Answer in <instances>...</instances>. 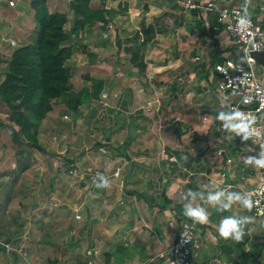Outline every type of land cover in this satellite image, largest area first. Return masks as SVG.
<instances>
[{
    "label": "crops",
    "instance_id": "0c3cea01",
    "mask_svg": "<svg viewBox=\"0 0 264 264\" xmlns=\"http://www.w3.org/2000/svg\"><path fill=\"white\" fill-rule=\"evenodd\" d=\"M10 1L0 0V20L4 16L12 35L23 36V39L16 40L19 46L22 40L36 37L35 11L30 0H14V7L9 5ZM184 1L91 0L92 9L106 10V25H88L77 36L72 35L65 44L72 48L67 67L73 88L54 102L53 110L42 122L40 144L48 155H64L65 151L57 147L59 142H64L65 132L74 122L78 128L75 137L80 141V150L84 152V147L89 148L78 160L75 175L79 172L82 179L84 174L90 176L89 171L94 165L106 168L110 174L118 169L121 172L118 178L111 179L109 186L104 187V193L94 192L92 200L96 202L87 209L93 222V239L87 245H90L89 251L96 252L90 257L93 261L89 260L88 264H102L100 255L103 250V254H109V264H163V260L165 264L162 255L176 242L180 233L179 215L173 217L174 213L179 214L177 212L183 210L179 193L189 188L207 191L204 185L209 181L219 184L218 179L222 187L233 185L234 188L229 190L239 191L236 187L242 183L238 179L246 176L247 169L239 161L248 156L247 152H244L245 155L240 153V149L245 147L220 144L217 151L210 153L202 146L213 124V120L204 121L203 117L215 115V112L228 108L238 99L233 94L221 95L217 92L220 76L214 66L209 67L215 40L201 34L193 21L194 15L185 9ZM71 2L48 0L51 13L68 15L67 31L71 30L74 21ZM227 2L243 10L247 8L249 16L264 20V0ZM211 16L208 15V18ZM157 18H160L159 22ZM143 23L154 24L161 32L152 43L141 49L135 63L132 57L138 42L133 38L142 34ZM167 28L168 31H165ZM216 37L225 61L240 55L239 48L231 42L225 30ZM138 41L142 42V39ZM201 64H206L207 69H201ZM258 69L260 74L264 73V66L259 65ZM211 87L215 89V97ZM99 142L105 146L90 150L89 145ZM126 143L123 154L112 151ZM222 147L225 149L224 157L218 155ZM228 158H233L236 166L228 164ZM58 164L61 166L63 163ZM120 165L121 168L128 165L130 170L124 180ZM222 169L228 171L225 180L221 176ZM30 201H27V206H30ZM34 205L32 209L35 212L42 208L37 203ZM250 211L234 204L228 214L251 215ZM210 212L212 214L214 209ZM1 214L0 211V232L4 235H15L23 230L28 232L30 228L36 230L32 222L26 226L17 224L15 220L10 223ZM217 223L209 221L205 228L198 231L201 244L198 263L227 264L238 251L246 261L240 248L228 255L220 251V245L224 243L236 245L239 242L220 238L216 231ZM253 228L256 225L246 227L250 239L255 238L251 231ZM76 229H73L75 232L69 230L71 241L72 237L76 238V234L81 233V229ZM47 234L38 236L36 243H32L40 246L38 251L41 254L33 253L35 251L27 243L29 246L25 251H18L21 258L13 253V260L10 250L15 249L6 241L12 249L0 245V264H27L32 260L43 262L46 259L51 264H57L60 257H65L63 245L66 239L57 232L61 240L57 235L51 240L61 246L49 247L56 242H52ZM242 241L246 242L247 238ZM118 242L119 245H115ZM94 245L104 246L100 249ZM106 245L111 246L108 252L105 251ZM248 245L246 242L244 250L250 252ZM114 247L115 250H112ZM51 250L54 254L52 258L49 256ZM74 263L82 264L81 260Z\"/></svg>",
    "mask_w": 264,
    "mask_h": 264
},
{
    "label": "rangeland",
    "instance_id": "374dc122",
    "mask_svg": "<svg viewBox=\"0 0 264 264\" xmlns=\"http://www.w3.org/2000/svg\"><path fill=\"white\" fill-rule=\"evenodd\" d=\"M31 1L32 0H30V2ZM227 5L230 4L228 3ZM235 7H239V6H235ZM202 15L208 18V14L202 13ZM98 23L101 24L102 22H97L96 24ZM8 24L5 17L2 16L0 20V33H1L0 57L1 58L5 56H11L13 52L17 48L22 47L24 43L25 44L31 43L32 41L35 40L34 36H30L27 38L26 41L22 40L23 42L20 43L19 46L17 47L9 46L8 40L11 39L18 41V39H23V36L21 37L19 35L18 37L21 38H18L14 34L12 35L11 30L8 28ZM34 31L36 33V29ZM6 64H7L6 62L0 61V84L5 78L4 71L8 68ZM210 90L212 92L213 97H215L214 87H211ZM10 113H11L10 109L4 103L0 102V121H4L6 123L9 122ZM203 113L205 114L207 112H203ZM212 122H213L211 126L212 129L210 128V133L205 137L207 141L205 145H202L203 148L206 150V152L207 150L208 152L210 150L211 151L210 153H214V151H217L218 146L220 145V142L217 140V135L214 136L213 134L214 133L213 130L215 129V126L217 125L218 122L215 120H213ZM76 128L77 127L75 123L72 122L69 130H66L65 132L64 142L63 141H61L62 143L59 142L58 145L59 147H57V149L63 152L65 151V154L62 156H53L51 154L48 155L47 152L46 153L40 152L35 149H32L31 147H28L27 143H29L30 141L23 134L21 135V141L24 144L19 145L18 143H14L12 141L11 132L8 128H3L0 130V132L3 131L2 133H0V181H2V183L0 184V201H1L0 211L2 213L1 217L8 218L7 221L9 222L15 220L17 224L23 223V225L25 226L26 224L32 222L34 224L33 226L34 229H36L33 230L32 228L30 229L28 228L29 229L28 232H26L27 230H23L21 233L18 232L15 233V235H8V234L4 235L3 233L0 232L1 240L4 242L6 241L9 242L10 245H12L11 247L15 249V250H10V254L16 253V255L21 258L19 252H21V250L25 251V249H27V247L29 246L27 245V243H29L30 247L35 251L33 253L36 254L37 252L38 254H41L40 250L38 251L40 246L32 245V243L35 244L37 241V237L38 236L42 237L44 233H48L47 235L49 236L50 240L51 238L53 239V237H56V235L59 238L57 234L58 232L64 235L66 239L65 241L66 244L63 245V247L65 246V252H64L65 257L63 259L62 257L59 256L60 260L59 259L57 260L58 261L57 264H75L74 262L75 261L77 262L79 260H81L82 264H88L89 260L93 261L90 257L95 255L96 252L89 251L90 245H87L93 239V234H91L92 233L91 227L93 225V222H92V218L88 216L87 209L96 202L92 200L93 199L92 197L95 194L94 192L104 193L105 191H104V187L103 188L97 187L94 180L90 176L84 174V178L82 179L79 177V172H77L76 175L74 173L75 171L74 169L77 168L76 164L78 160L81 159V157L85 155L86 152L89 151L88 147L86 148L84 147L85 150L84 152L80 150L81 147L79 143L80 141L76 140L77 138L75 137ZM39 143L41 142L39 141ZM89 146H91L90 150L92 148H96L98 150L100 147L105 146V144L99 142L95 145L91 144ZM111 146L113 145L111 144ZM113 150L119 152L115 148L112 149V151ZM103 155L109 157V155L106 154ZM55 162H57L56 165H54ZM58 162H61L63 164H61L60 166ZM121 166L122 165H120L119 168H121ZM92 167L93 168L90 169V172H92L94 169L107 171L106 168L104 167L101 168L95 165ZM121 170L123 173L122 179L124 180L126 177H128L130 170L128 165H126V168L125 167L121 168ZM126 171L129 172L127 173ZM111 181L112 180H110V182ZM238 181L240 183V178L238 179ZM218 183H219L218 185L222 187L221 186L222 183L220 182L219 179H218ZM198 189L200 188L198 187ZM28 200L32 201L29 202L30 206H27L26 204L28 203L27 202ZM23 203L25 204L23 205ZM34 203L35 204L37 203L38 207H42V208L38 211L36 210L35 212L32 209L35 206ZM54 212H58L59 214L55 215ZM177 213L179 214L174 213L173 217L177 218V215L184 217L183 210ZM21 214H25V217H21ZM77 216H81V217L78 218ZM36 222L37 223L39 222L38 225H36ZM251 224L256 225V228L255 229L253 228V230L251 231L252 233H254L255 236H257V238L250 239V234L248 233L245 234L244 239L247 238L246 242L249 244L248 245L249 249L252 250V245H256L260 247L262 251L261 254L257 255L256 257L254 256V258L250 261H244V259L241 257L240 254L241 251H238L235 253L236 254L235 256H232L230 260L226 262L227 264H264V228H263L264 225L257 219H255V221H253ZM37 226H39L38 228L40 230L37 228ZM65 229L67 230L65 231ZM73 229H76L77 231L81 229L80 230L81 233L80 234L77 233L76 238L75 236L72 237L73 239L71 241L70 231L72 230L75 232V230ZM255 230H257V232H255ZM95 235L96 234H94V237ZM59 240L61 239L59 238ZM52 242H56V241L54 240ZM96 242L98 243V239L96 240ZM71 243L73 245H71ZM53 244L49 245V247L61 246L60 244H57V242ZM115 245H119V242L118 244ZM94 246L101 249L103 248L104 245H94ZM109 246L110 245H106L105 247L106 252L109 251ZM112 250H115V247L112 248ZM51 252L52 250L49 252V256L52 258L54 254ZM101 252L102 254L100 255L101 256L100 262L102 264H109V257H108L109 254L108 255L103 254L105 253L104 250ZM11 256L13 260V257L15 255L13 254ZM37 257L38 255L35 258ZM27 264H51V263L48 262V260L46 259L43 262L39 260H32L31 263H27ZM163 264H164V260H163Z\"/></svg>",
    "mask_w": 264,
    "mask_h": 264
},
{
    "label": "trees",
    "instance_id": "16d2710c",
    "mask_svg": "<svg viewBox=\"0 0 264 264\" xmlns=\"http://www.w3.org/2000/svg\"><path fill=\"white\" fill-rule=\"evenodd\" d=\"M31 7L35 11L37 22L35 40L31 43H24L11 56L0 57V61L6 62L8 66L4 71L5 78L0 84V102L4 103L11 112L9 122L0 121V130L8 128L12 141L19 145L24 144L21 141L23 134L30 141L27 143L28 147L46 153L39 143L40 126L53 110L54 102L73 88L71 73L67 67V62L72 55V48L65 44L72 35L77 36L88 25L97 22L106 25L107 17L105 10L91 8V0H72L71 9L74 13V21L71 30L67 31L66 26L70 22L68 15L62 12L51 13L48 8V0H32ZM190 12L194 15L193 21L196 23L195 26L201 30V34L215 40L216 45L214 51L210 53L209 61V67L214 66L215 70L216 64L225 61L216 37L225 29L218 23L215 14H208L213 17L211 16L207 20L202 17L201 10ZM249 17L258 19L253 16ZM159 20L160 18H157L158 22ZM141 31L142 34L133 38L138 42L132 57V61L135 63L141 49L147 47L150 42L152 43L158 32H161L156 25H146V23L142 24ZM165 31H168V28ZM139 39H142V42H139ZM234 45L236 46V44ZM200 66L201 69H207L206 64ZM127 143L116 147V150L123 154ZM250 212L252 215V211ZM223 214H228V211ZM221 215L214 210L209 221L216 223ZM184 218L186 217L184 216ZM260 222L264 225V220H260ZM205 227L206 224H198V231L200 232ZM245 245V241H240L236 245L224 243L220 245V251L228 255L240 248L243 251L242 256H246V261L262 252L261 248L256 245H252V250L247 252L244 250Z\"/></svg>",
    "mask_w": 264,
    "mask_h": 264
},
{
    "label": "built area",
    "instance_id": "2783aa9c",
    "mask_svg": "<svg viewBox=\"0 0 264 264\" xmlns=\"http://www.w3.org/2000/svg\"><path fill=\"white\" fill-rule=\"evenodd\" d=\"M227 0H186L183 5L186 10H201L202 13L215 14L217 21L224 27L231 41L239 48L240 55L232 57L223 63L216 64L215 71L220 78L217 85V92L221 95L233 94L237 101L231 103L229 107H237L244 111H251L258 116V125L264 127V73L260 74L259 64L252 56L254 52H264V20L249 17L250 23L246 27L238 28L237 13L243 11L241 7L227 5ZM11 7L16 5L14 0L9 2ZM201 13V14H202ZM203 16V15H202ZM206 18V17H205ZM208 20V18H206ZM10 46L17 47L15 40H10ZM247 96L248 102H243ZM151 105H149L150 107ZM213 114L203 117L204 121L214 120ZM225 146L245 147L240 149V153L248 156H257L264 145V136L255 137L252 140L244 141L239 136L226 133L219 127V122L215 126L214 136ZM238 146V147H239ZM225 149L222 147L218 151L220 157H224ZM246 156L239 159L240 163L247 169L246 176L240 179L241 186L236 187L239 191L249 192L255 201L252 216L257 220H264V168H256L245 161ZM228 164L236 163L233 158H228ZM99 174L107 176L110 180L121 175L120 169L114 173L103 170L89 171L90 177L96 181ZM228 171L222 169L221 176L226 178ZM225 182V181H224ZM229 188H234L231 185ZM80 218L81 216H77ZM180 233L176 242L162 255L165 264H199L201 244L198 239V224H194L190 219L179 216ZM0 245L11 249L8 243L0 239Z\"/></svg>",
    "mask_w": 264,
    "mask_h": 264
},
{
    "label": "clouds",
    "instance_id": "9594fccd",
    "mask_svg": "<svg viewBox=\"0 0 264 264\" xmlns=\"http://www.w3.org/2000/svg\"><path fill=\"white\" fill-rule=\"evenodd\" d=\"M237 27H246L249 23L247 8L237 13ZM245 96L243 102H248ZM264 106V105H262ZM214 120L219 122V127L226 133L241 137L247 141L255 137L264 136V127L258 125V116L251 111H244L237 107L222 108L215 112ZM246 162L256 168H264V145L257 156H246ZM99 179L94 181L97 187H107L110 179L99 174ZM207 191L194 190L192 188L182 191L178 195L182 203L183 215L194 224H207L211 215L210 209L221 213L216 231L220 238L228 241L240 242L246 234V227L254 221V217L247 214H223L238 204L244 210H251L255 205L251 194L246 191L229 190L228 187H220L216 181H209L204 185Z\"/></svg>",
    "mask_w": 264,
    "mask_h": 264
},
{
    "label": "water",
    "instance_id": "95a60500",
    "mask_svg": "<svg viewBox=\"0 0 264 264\" xmlns=\"http://www.w3.org/2000/svg\"><path fill=\"white\" fill-rule=\"evenodd\" d=\"M252 56L256 59L259 65L264 66V52H254Z\"/></svg>",
    "mask_w": 264,
    "mask_h": 264
}]
</instances>
